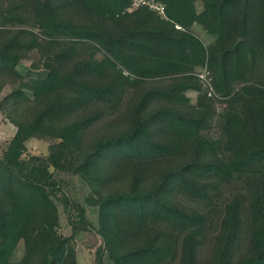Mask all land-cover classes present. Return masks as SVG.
<instances>
[{"label": "trees", "instance_id": "16d2710c", "mask_svg": "<svg viewBox=\"0 0 264 264\" xmlns=\"http://www.w3.org/2000/svg\"><path fill=\"white\" fill-rule=\"evenodd\" d=\"M160 2L166 21L131 0H0V111L17 129L0 157V264H78L94 228L55 172L90 189L97 264H264V0ZM31 56L45 74L28 80ZM33 140L54 143L47 158L27 156Z\"/></svg>", "mask_w": 264, "mask_h": 264}, {"label": "rangeland", "instance_id": "374dc122", "mask_svg": "<svg viewBox=\"0 0 264 264\" xmlns=\"http://www.w3.org/2000/svg\"><path fill=\"white\" fill-rule=\"evenodd\" d=\"M197 8L199 12L202 11V4L200 1L197 3ZM193 32L206 46H210L213 43V39L207 36L202 28L195 27ZM18 72L21 76L28 80L37 79L39 76H42V74H45L42 66L40 65V60L36 56H31L28 60L23 61L18 68ZM11 92L12 88L6 87L1 93L0 101H3L9 94H11ZM189 97L195 105L198 98L197 94H189ZM217 110L219 113H222L225 110V106L219 105ZM16 132L17 129L9 121H7L0 111V157L4 156L10 142L16 135ZM211 135L215 140L219 138L217 126L213 128ZM53 144L54 143L51 141L33 140L27 146V156L47 158ZM55 179L58 182L63 183L64 192L69 196V200L72 202H78V204L86 210L87 219L94 228V232L79 233L76 236L75 247L77 262L78 264H97V253L103 248L104 243L102 238L97 234L99 229V213L96 209L89 207L86 203V199L90 195V189L80 179L61 174L60 172H55ZM228 196L229 195H227V197ZM57 205L60 215L59 233L65 238H70L72 236V228L69 224L68 216L62 203L57 201ZM22 257L23 246L19 248L15 261H20ZM210 257L211 253L209 254L208 252L207 256L202 257V259L205 260ZM102 264H113L107 254L104 255Z\"/></svg>", "mask_w": 264, "mask_h": 264}, {"label": "built area", "instance_id": "2783aa9c", "mask_svg": "<svg viewBox=\"0 0 264 264\" xmlns=\"http://www.w3.org/2000/svg\"><path fill=\"white\" fill-rule=\"evenodd\" d=\"M141 9H148L151 12L155 13L161 20H167V9L165 4L160 2V0H131V5L128 8L127 12L132 14ZM201 84L208 90L209 97L214 98L215 93L212 87L210 74L207 70L200 73L198 76Z\"/></svg>", "mask_w": 264, "mask_h": 264}]
</instances>
